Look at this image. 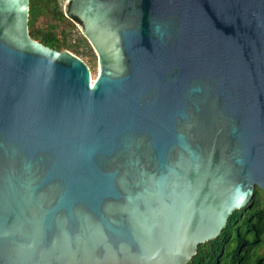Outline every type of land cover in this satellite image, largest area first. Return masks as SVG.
<instances>
[{"label":"water","instance_id":"95a60500","mask_svg":"<svg viewBox=\"0 0 264 264\" xmlns=\"http://www.w3.org/2000/svg\"><path fill=\"white\" fill-rule=\"evenodd\" d=\"M98 58L0 0V264H188L264 192V0H65Z\"/></svg>","mask_w":264,"mask_h":264},{"label":"trees","instance_id":"16d2710c","mask_svg":"<svg viewBox=\"0 0 264 264\" xmlns=\"http://www.w3.org/2000/svg\"><path fill=\"white\" fill-rule=\"evenodd\" d=\"M64 1L30 0L31 37L58 51H93L82 33L72 42L78 19L65 16ZM188 264H264V192L256 187L252 201L231 215L218 238L200 244Z\"/></svg>","mask_w":264,"mask_h":264},{"label":"rangeland","instance_id":"374dc122","mask_svg":"<svg viewBox=\"0 0 264 264\" xmlns=\"http://www.w3.org/2000/svg\"><path fill=\"white\" fill-rule=\"evenodd\" d=\"M65 5H66V2L64 1L62 4V7L65 8ZM80 34H81V31H80L79 25L75 24V28L73 30V36L71 39L73 43H76L75 40ZM77 56L80 57L82 60H84L88 64V66L90 67L91 73H92V79L95 80L99 73V63H98L97 55L95 54L94 50L93 51L87 50L84 47H82L81 54Z\"/></svg>","mask_w":264,"mask_h":264}]
</instances>
